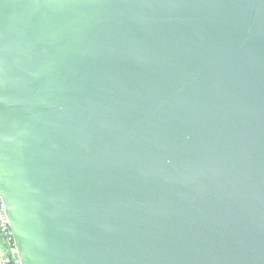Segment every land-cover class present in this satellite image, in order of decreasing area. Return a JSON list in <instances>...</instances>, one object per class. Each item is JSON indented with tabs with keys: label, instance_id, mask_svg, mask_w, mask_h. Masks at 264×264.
Listing matches in <instances>:
<instances>
[{
	"label": "water",
	"instance_id": "95a60500",
	"mask_svg": "<svg viewBox=\"0 0 264 264\" xmlns=\"http://www.w3.org/2000/svg\"><path fill=\"white\" fill-rule=\"evenodd\" d=\"M0 197L22 264H264V0H0Z\"/></svg>",
	"mask_w": 264,
	"mask_h": 264
},
{
	"label": "built area",
	"instance_id": "2783aa9c",
	"mask_svg": "<svg viewBox=\"0 0 264 264\" xmlns=\"http://www.w3.org/2000/svg\"><path fill=\"white\" fill-rule=\"evenodd\" d=\"M0 257L2 264H22L5 206L0 197Z\"/></svg>",
	"mask_w": 264,
	"mask_h": 264
},
{
	"label": "crops",
	"instance_id": "0c3cea01",
	"mask_svg": "<svg viewBox=\"0 0 264 264\" xmlns=\"http://www.w3.org/2000/svg\"><path fill=\"white\" fill-rule=\"evenodd\" d=\"M0 264H2V262H1V257H0Z\"/></svg>",
	"mask_w": 264,
	"mask_h": 264
}]
</instances>
